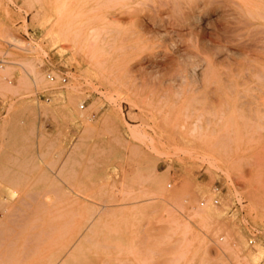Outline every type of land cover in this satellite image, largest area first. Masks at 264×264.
<instances>
[{"label":"rangeland","instance_id":"1","mask_svg":"<svg viewBox=\"0 0 264 264\" xmlns=\"http://www.w3.org/2000/svg\"><path fill=\"white\" fill-rule=\"evenodd\" d=\"M1 58L0 264H264V0H0Z\"/></svg>","mask_w":264,"mask_h":264},{"label":"bare ground","instance_id":"2","mask_svg":"<svg viewBox=\"0 0 264 264\" xmlns=\"http://www.w3.org/2000/svg\"><path fill=\"white\" fill-rule=\"evenodd\" d=\"M153 173H155V171H153ZM62 216L64 215L62 214ZM66 216L67 215H65V217ZM92 222L93 220L89 219L85 223L78 224L72 219L58 227V235L55 237L57 241L56 251L53 254V258L47 264H76L79 248L84 241L89 239L90 231H93L91 228Z\"/></svg>","mask_w":264,"mask_h":264},{"label":"built area","instance_id":"3","mask_svg":"<svg viewBox=\"0 0 264 264\" xmlns=\"http://www.w3.org/2000/svg\"><path fill=\"white\" fill-rule=\"evenodd\" d=\"M3 62H5V59H0V65H2L3 64ZM46 76H47V78L50 80V81H56V82H58V83H60V84H64V83H66L67 82V75L65 74V73H60V74H58V76H56L54 73H52V72H47V74H46ZM81 107H83V104H81ZM170 184V183H169ZM214 190H217L218 189V187L217 186H214V188H213ZM211 201L213 202V203H218V201H219V199H218V197H216V196H213L212 198H211ZM204 202H205V200H201L200 201V204H204ZM254 241V238H249V242L251 243V242H253Z\"/></svg>","mask_w":264,"mask_h":264}]
</instances>
